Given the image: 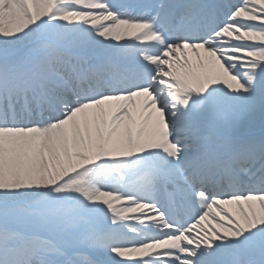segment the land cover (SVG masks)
<instances>
[{"label": "snow or ice", "instance_id": "1", "mask_svg": "<svg viewBox=\"0 0 264 264\" xmlns=\"http://www.w3.org/2000/svg\"><path fill=\"white\" fill-rule=\"evenodd\" d=\"M0 264H264V0H0Z\"/></svg>", "mask_w": 264, "mask_h": 264}, {"label": "rangeland", "instance_id": "2", "mask_svg": "<svg viewBox=\"0 0 264 264\" xmlns=\"http://www.w3.org/2000/svg\"><path fill=\"white\" fill-rule=\"evenodd\" d=\"M187 52H188V57H189V59L190 60H195V55H194V53L193 52H191V50L190 49H188L187 50ZM227 208V210L232 214V215H237V212H236V208L234 207V208H232V207H226ZM209 221H211V218L209 219ZM216 222L215 221H211V225L212 226H214V224H215Z\"/></svg>", "mask_w": 264, "mask_h": 264}, {"label": "bare ground", "instance_id": "3", "mask_svg": "<svg viewBox=\"0 0 264 264\" xmlns=\"http://www.w3.org/2000/svg\"><path fill=\"white\" fill-rule=\"evenodd\" d=\"M191 52H192V51H191ZM225 207H226V206H225ZM227 207H232V208H234L235 205H227ZM214 211H215V210H214ZM210 218H211V217H209V219H210ZM236 218L239 219V216L236 215ZM205 226H206V228H207V227L212 226V225H209L208 221H206V222H205ZM214 226H215V224H214Z\"/></svg>", "mask_w": 264, "mask_h": 264}]
</instances>
